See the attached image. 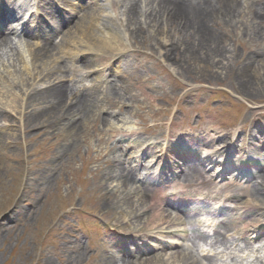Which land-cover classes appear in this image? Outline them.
I'll list each match as a JSON object with an SVG mask.
<instances>
[{"label":"rangeland","instance_id":"obj_1","mask_svg":"<svg viewBox=\"0 0 264 264\" xmlns=\"http://www.w3.org/2000/svg\"><path fill=\"white\" fill-rule=\"evenodd\" d=\"M134 1L131 0V4ZM231 4L235 2L230 0ZM197 6L205 7L201 1ZM239 9L241 11L231 19L222 20L212 8L206 14L204 26L201 24L205 29L201 45L187 41L203 34L188 30L186 20L182 25L176 19L171 20V15L167 18L162 15L157 32L152 27V34L144 29L143 34H139L141 37L133 36L132 29L126 24L124 29L115 28L126 41L127 55L146 59L156 66L152 67L150 63L130 67L128 71L124 67L128 74L126 79H121L124 84L121 93L109 90L102 102L106 114L99 113L101 107L94 106L83 117L85 119L78 118L76 123L70 124L60 118L62 114L37 102L27 101V110L23 104L22 110L20 103L8 110V101H0V264H121L127 258L121 253L120 244L123 236H129L121 231L137 234L147 229L142 227L145 218L148 216L149 219L162 204L155 193L150 199L146 192L145 202L138 201V188L143 181L135 175L133 182L121 183V178L129 172L127 170H133L130 166L133 143L115 141L111 137L115 126L110 124L108 129L107 125L109 120L114 121V117H110L113 112H117L124 123L134 119L142 132L150 130V126H158L165 134L171 131L170 142L173 140L174 143L173 132L177 130V134L186 140L195 138L192 135L206 137L210 134L215 139L228 135L224 143L218 141L216 146L230 143L234 140L231 135L238 133L237 144L241 146V137L246 138L244 147L248 152L241 159L243 162L248 159L243 169L247 171L246 176L252 175L246 185H238L245 187L243 194L246 188L248 192L256 187L261 194L257 204H264V182L256 181L264 170V0L253 7L245 5ZM82 10L74 12V21L79 22L77 15ZM218 16L221 19L215 20ZM182 17L187 19L185 15ZM7 44L0 51L3 98H9L10 93L6 91L20 86V80L7 71H14L19 76L18 67L21 68L25 61L21 49ZM168 48H171V56L165 57ZM41 63L39 67L46 66L45 61ZM162 74L166 82L161 80ZM5 81H14L15 85L1 89ZM137 82L142 87H137ZM62 85L66 88L64 83ZM23 86L29 95L36 89V86L32 87L33 82L23 81ZM59 102L62 103V98ZM80 108V113L84 112L85 108ZM255 147H259L260 156L254 153ZM180 149L175 144V150L179 152ZM193 149L200 152V148L193 146ZM236 149L239 150V146ZM170 158L175 157L170 153ZM231 159L235 160V154ZM189 161L191 158L186 159L187 164ZM220 166L215 164L207 169V176H216L214 171ZM230 172L221 184L235 180ZM177 184L182 186L179 178ZM177 184H172V189H177ZM205 188L208 191L204 190L198 201L205 205L194 206L189 211L200 208L201 214L210 207L205 197L210 194L209 188ZM234 191L241 192L239 189ZM122 194L129 198L127 202L134 213L140 211L143 215L139 218H142L140 223L137 218H132L134 214L126 217L128 209L124 211L125 206L120 203ZM216 198L213 194L212 202ZM228 206L232 207L231 204ZM181 209V206H176V210L166 208L164 215L175 220L176 215L181 216ZM182 218L185 215L182 214ZM194 221L196 228L193 223L192 229L181 223L170 227V247L155 257L161 263L150 260L152 255L159 254V244L156 245L155 240L145 241L153 247L147 255L138 253L144 255L143 259L138 258L137 252L128 253V257L137 258L136 264H146L142 261L145 259L147 264H180L172 261L179 256L176 254L187 251L188 246L200 264L207 261L215 264L214 259H199L200 246L194 247L191 241L185 243L190 232L197 230L198 219ZM230 242L227 246L237 241ZM128 250L133 249L128 246ZM187 253L192 257L189 251Z\"/></svg>","mask_w":264,"mask_h":264},{"label":"bare ground","instance_id":"obj_2","mask_svg":"<svg viewBox=\"0 0 264 264\" xmlns=\"http://www.w3.org/2000/svg\"><path fill=\"white\" fill-rule=\"evenodd\" d=\"M142 1L143 0H135L133 2V4H131V0L127 1V2L125 1L127 3V6H129V7L124 11V14H122V15H124L125 18L127 17V21H125V23L127 24L126 26L128 28L132 29L133 36L141 37L140 35L143 34V30L144 29H146L150 34H152L151 27L155 30V32H157L158 28H159V22H158V21H160L159 19H161L163 16H165L167 18L168 16L171 15L170 16L171 20H172V18L176 19V22L178 24H181V25L184 23V20H186L187 22L185 24H186L188 30L191 29L193 31H196V33H198L199 35L203 34V36H200L199 38L192 39L191 42H190L191 39H188L187 43H192L194 45L195 44L201 45L203 43V39L205 37L204 36L205 29H203V26H204V23H205V17L206 16L203 15V14H200L198 12L197 5H195L194 3L190 2L191 7H189V6L184 5L183 3H181L182 2L181 0H158V1L157 0H147L146 3H145V1H146L145 0L144 1V5L142 6L143 10H141V6L140 5H141ZM229 1L230 0H216V4L219 5V9H217L216 13L219 16H222V17L223 16H225V17H228V16L229 17H234L235 15H237V11H239V10H237V8H238L237 4L229 5ZM113 13H115V12H113ZM139 15H142V16H139ZM182 15H185L187 17V19H183ZM219 16L215 20L221 19V18H219ZM179 18L182 19L183 22H179V20H180ZM113 24H115V23H113ZM149 25H151V26H149ZM186 26H184L185 30H186ZM108 27H110V26L107 25V28H105L104 30L101 29V32H102L103 36L100 37V38H102V39L110 38V34L111 33L108 30L109 29ZM155 28H157V29H155ZM199 29H200V31H199ZM129 38H130V36H129ZM186 39H187V36H186ZM152 40H154V39H152ZM147 41L149 43L152 42L150 40H147ZM6 43H7L6 40L1 41L0 42V49ZM94 47L96 49H103L104 47H106L109 50L112 49V47L110 46V43L108 42V40L103 42L102 46H100L99 44H95ZM5 49H6V47L4 48V50ZM168 50L164 53L165 57H170L171 56V53H170L171 48H168ZM83 51H85V49H81L79 52H83ZM110 51H112V50H110ZM51 52H52V50H50L48 54H50ZM40 53H41V50H38V52H35V53H32V52L30 53L31 57H32V60L34 62H36V63H34V65L31 64L32 68H36L37 65L41 62L40 57H43L44 54H40ZM120 65L126 67L125 62H120ZM32 71H34V70H32ZM50 71L59 72V69L57 68V69H53V70H50ZM36 73H38V70H36ZM58 84H60V82H58ZM58 84L48 86L46 91L39 93L34 99H32V101L35 102V103L37 102V104H39V105H45L44 107H49V108H51V109H53L55 111H58L60 114H62L61 112H63L64 113L63 116L68 118V122H70V124L74 123L75 119H78L80 117L81 118L85 117L81 113L78 112L77 105L81 104L82 102H84L86 97H79L76 100L73 99V101H67L65 99V97H64V96H67V95H62L63 94L62 93L63 92L62 91V86L58 85ZM60 98H62V103L59 102ZM11 101H13V100H11ZM38 101H39V103H38ZM258 149H259V147H255L254 153L257 154L258 156H260V152H257ZM202 166H204V165H202ZM191 168L192 169L187 171L188 173L185 174L187 177L190 176L191 178L193 176H196L197 172L200 175H202L204 173V169H205V168H202V167L199 168L198 165H196L194 167H191ZM259 178L261 180H264V174L259 176ZM240 180L241 181H245L244 178H240ZM130 182H133V177H132V174L130 172H127L121 178V183L123 185H126V184H128ZM206 182H203V185L205 187H211V185L209 183H206ZM211 184H213V183L211 182ZM138 189L140 190L139 193L137 192L138 195H140V198L138 199V201L141 202L143 200L145 202L146 199L143 198V197H144V195H146V192H147L146 183H140ZM256 190H257V188L254 187V188L251 189V191H248V192H250V194H247L248 198L250 199V201L251 200H255V199L256 200L259 199V195H261V194H259L258 191H256ZM149 193L152 194L151 191H149ZM227 196H228L229 200H231V201L237 202V201L240 200L239 197L236 196V195H229L228 194ZM127 201H130L129 198H125V195L122 194V198H121L120 203L123 206H125L124 207V211H126V209H128V212H126V214H127L126 217L127 216L131 217V215L134 214V216L132 218L135 219V220L137 218L136 221L137 222L139 221V223H140L142 218L141 219H139V218L142 217L143 215L139 214L140 211L137 212V213H134V209L129 207V206H131V204H129ZM190 203H191V205H193V202L190 201ZM191 205L186 204V207L190 208ZM256 209L257 208L255 207L252 210H250V212L254 211L252 214H256L258 212ZM250 212L249 211L246 212L245 216L242 217V219H240L239 221L233 220L231 222V221L224 220L221 223V227L220 228L217 227V230L221 229L222 231L228 233L229 230H233V229H237L238 230V227H236L237 225L240 226V227L247 225L248 228L245 229V228L242 227V231L240 230V232L238 234L241 235V237L244 239V241L248 243V238H249L248 236L250 235V227L252 228V226H253L252 224H257L259 222L261 223V220L253 219L254 215L251 216ZM137 214H139V215L137 216ZM141 214H144V213L142 212ZM249 215H250V217H252V219H251L250 222H246L244 219H249L250 218V217H248ZM170 218H167L164 215L163 211L157 210V211H155L154 214H152L150 216L149 219H148V216H147L145 218V222H148L147 225H149V226H150V223L157 224V223H160V222H164V223L167 224V222L169 221ZM187 220L189 222L191 221L190 218H189V215L187 216ZM187 220H186V218H182L180 220L179 216H176L175 220H171L170 219L169 222L174 224L173 221L176 222V223H178L180 221L179 223H181V224L183 223L184 224V223L187 222ZM217 230H215V233L213 234V237L217 241L216 243H218V244L225 243L224 235H221L220 231H217ZM258 237L260 238V242L264 240L263 239L264 235L259 234ZM176 255H179V256H176L173 259L172 262L179 261L180 264H199V261H197V259L193 255L191 257L188 253L179 252ZM143 262H145L147 264V260H144ZM121 263L122 264H133V263L128 262V261H121Z\"/></svg>","mask_w":264,"mask_h":264}]
</instances>
